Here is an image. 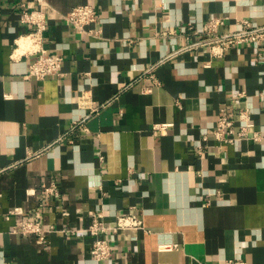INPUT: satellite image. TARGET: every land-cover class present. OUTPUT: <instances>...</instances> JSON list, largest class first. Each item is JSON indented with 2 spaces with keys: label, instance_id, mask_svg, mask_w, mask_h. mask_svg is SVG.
I'll use <instances>...</instances> for the list:
<instances>
[{
  "label": "crops",
  "instance_id": "crops-1",
  "mask_svg": "<svg viewBox=\"0 0 264 264\" xmlns=\"http://www.w3.org/2000/svg\"><path fill=\"white\" fill-rule=\"evenodd\" d=\"M18 1L0 0V264H95L92 237L59 230L96 209L144 224L115 234L107 264H264V41L214 55L202 32L219 16L221 37L264 27V0H24L63 56L41 80L25 77L36 27ZM84 3L98 18L78 32L61 15ZM222 107H247L260 139L217 142ZM38 209L42 242L15 231Z\"/></svg>",
  "mask_w": 264,
  "mask_h": 264
},
{
  "label": "built area",
  "instance_id": "built-area-1",
  "mask_svg": "<svg viewBox=\"0 0 264 264\" xmlns=\"http://www.w3.org/2000/svg\"><path fill=\"white\" fill-rule=\"evenodd\" d=\"M39 5L44 1L37 0ZM19 21L23 24L35 26L36 29L27 34L29 40L35 43L33 53L35 57L30 63L25 77H33L37 80L44 79L50 75H62L61 65L63 56L59 53H54L46 49L41 44V35L46 28L45 18L42 10L28 9L24 0L18 1ZM98 18L97 9L89 3L79 4L72 7L67 13L61 15V19L78 32L87 30V27L95 23ZM225 17H213L206 22L202 27V32L206 35V41L210 44L212 54H220L223 49L237 42H251L261 44L264 41V27L249 28V23L246 20L240 21L242 29L239 33L230 36L217 35V29L220 24L224 22ZM187 28H192L189 23ZM249 29V30H248ZM90 31V30H88ZM151 87H146L145 92L151 91ZM238 96H244V91L238 93ZM235 116H231L225 107L219 109L217 121L212 128L214 139L219 143L234 144L243 139H250L258 141L260 134L254 127V122L251 118V112L247 107L239 109ZM166 124L157 123L154 125L156 130H164ZM103 158L101 155L98 157ZM60 194L58 184L56 181H51L48 186L43 189L44 196L58 197ZM42 203L39 204L42 207ZM19 209L14 208L8 211L9 214L18 213ZM39 209L35 212L32 218L25 219L19 222L15 231L21 234H36L39 241H44L45 230L41 227ZM90 223L87 227L82 228H64L59 231L63 233L69 232L73 235H89L92 237L90 248V256L95 264H107V260L112 255V241L115 234L127 229L144 228L143 221L132 213H120L114 215L113 223L107 222L106 214L101 210H92L88 212ZM49 230H57L55 227H50ZM175 244L160 245V249L174 248ZM224 264H243V261L234 260L226 261Z\"/></svg>",
  "mask_w": 264,
  "mask_h": 264
}]
</instances>
